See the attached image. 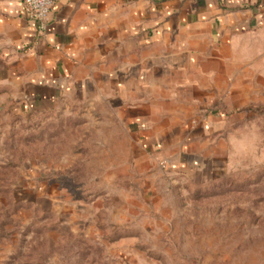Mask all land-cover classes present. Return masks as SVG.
<instances>
[{"label":"rangeland","instance_id":"1","mask_svg":"<svg viewBox=\"0 0 264 264\" xmlns=\"http://www.w3.org/2000/svg\"><path fill=\"white\" fill-rule=\"evenodd\" d=\"M233 58L186 165L106 103L0 92V264H264V23Z\"/></svg>","mask_w":264,"mask_h":264},{"label":"crops","instance_id":"2","mask_svg":"<svg viewBox=\"0 0 264 264\" xmlns=\"http://www.w3.org/2000/svg\"><path fill=\"white\" fill-rule=\"evenodd\" d=\"M263 23L264 0H58L40 31L23 0H0V92L37 111L106 103L186 165L191 141L222 122L214 97L242 35Z\"/></svg>","mask_w":264,"mask_h":264},{"label":"built area","instance_id":"3","mask_svg":"<svg viewBox=\"0 0 264 264\" xmlns=\"http://www.w3.org/2000/svg\"><path fill=\"white\" fill-rule=\"evenodd\" d=\"M58 0H23L24 8L33 19L40 31H45L54 5Z\"/></svg>","mask_w":264,"mask_h":264},{"label":"trees","instance_id":"4","mask_svg":"<svg viewBox=\"0 0 264 264\" xmlns=\"http://www.w3.org/2000/svg\"><path fill=\"white\" fill-rule=\"evenodd\" d=\"M15 102L17 103L18 101L16 100Z\"/></svg>","mask_w":264,"mask_h":264}]
</instances>
